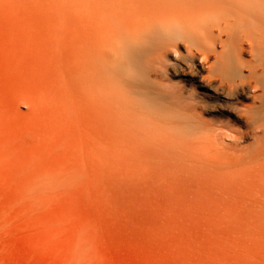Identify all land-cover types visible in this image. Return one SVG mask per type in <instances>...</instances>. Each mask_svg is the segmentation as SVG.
<instances>
[{"label":"rangeland","instance_id":"rangeland-1","mask_svg":"<svg viewBox=\"0 0 264 264\" xmlns=\"http://www.w3.org/2000/svg\"><path fill=\"white\" fill-rule=\"evenodd\" d=\"M76 3L0 0V264H264V84L180 58L194 129L88 116Z\"/></svg>","mask_w":264,"mask_h":264},{"label":"bare ground","instance_id":"bare-ground-1","mask_svg":"<svg viewBox=\"0 0 264 264\" xmlns=\"http://www.w3.org/2000/svg\"><path fill=\"white\" fill-rule=\"evenodd\" d=\"M80 1L88 23L83 55L88 116L106 106L109 115L128 122L148 116V126L170 121L194 129L200 123L195 89L168 80L170 72L184 70L180 58L193 71L205 68L210 82L228 85L234 78L255 77L264 84V0ZM76 77L72 101L80 87Z\"/></svg>","mask_w":264,"mask_h":264}]
</instances>
